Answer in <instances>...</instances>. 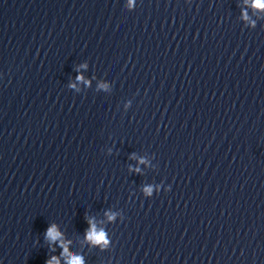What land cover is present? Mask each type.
I'll return each instance as SVG.
<instances>
[{"label": "clouds", "instance_id": "1", "mask_svg": "<svg viewBox=\"0 0 264 264\" xmlns=\"http://www.w3.org/2000/svg\"><path fill=\"white\" fill-rule=\"evenodd\" d=\"M134 3H135V0H128V7L129 8L134 7ZM255 7L256 8H264V2H262V0H256ZM77 79L82 80L83 77L78 76ZM71 86L75 87L74 84ZM140 162L143 163L144 161L141 160ZM137 171H139V169H137ZM170 187L171 186L169 185L168 190H170ZM144 191H145L146 195H151L153 189L151 186H147L144 189ZM110 219H113V217H110ZM62 237H63V234L58 230V228L55 224L50 225L45 232V238L48 241H50L52 243H55L57 241L60 242V246L62 248H64V252L62 253V255H66L67 254V245L63 241ZM86 239L94 245L106 246L109 243L105 232H103V231L98 232L96 229V225L91 220L89 221V228L86 231ZM45 264H60V262H59V259L57 257H52L51 259L46 260ZM67 264H85V261H84V258L82 256L73 254L71 256H68Z\"/></svg>", "mask_w": 264, "mask_h": 264}]
</instances>
